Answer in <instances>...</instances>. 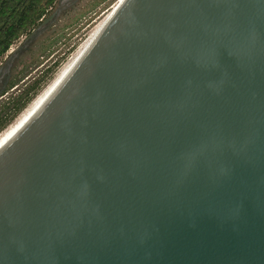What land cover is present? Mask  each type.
<instances>
[{"label": "water", "instance_id": "water-1", "mask_svg": "<svg viewBox=\"0 0 264 264\" xmlns=\"http://www.w3.org/2000/svg\"><path fill=\"white\" fill-rule=\"evenodd\" d=\"M0 140V264H264V0L120 1Z\"/></svg>", "mask_w": 264, "mask_h": 264}, {"label": "rangeland", "instance_id": "rangeland-1", "mask_svg": "<svg viewBox=\"0 0 264 264\" xmlns=\"http://www.w3.org/2000/svg\"><path fill=\"white\" fill-rule=\"evenodd\" d=\"M117 1L73 0L70 7L64 8L61 16L39 32L12 59L0 79V108L9 98L19 94L27 84L32 82L54 60L61 58L58 68L52 76L45 80L41 90L31 100L32 102L74 56L80 46L88 39L95 26L112 10ZM58 2L59 0H56L53 8L41 22L51 15ZM26 35L21 36L11 45L10 49L0 60V63ZM10 83H14V85L8 88Z\"/></svg>", "mask_w": 264, "mask_h": 264}, {"label": "trees", "instance_id": "trees-1", "mask_svg": "<svg viewBox=\"0 0 264 264\" xmlns=\"http://www.w3.org/2000/svg\"><path fill=\"white\" fill-rule=\"evenodd\" d=\"M56 0H0V60L21 36L30 33L53 8ZM61 58L54 60L27 84L19 94L9 98L0 108V132L12 123L42 88V84L58 68ZM14 83H10L12 87Z\"/></svg>", "mask_w": 264, "mask_h": 264}, {"label": "bare ground", "instance_id": "bare-ground-1", "mask_svg": "<svg viewBox=\"0 0 264 264\" xmlns=\"http://www.w3.org/2000/svg\"><path fill=\"white\" fill-rule=\"evenodd\" d=\"M120 1H122V0H118V1H117V3L112 7V10L115 8V6H116ZM112 10H111V11H112ZM111 11H110V12H109V13H108V14H107V15H106V16H105V17H104V18H103V19H102V20H101L96 26H95V28L93 29L92 33H91L90 36L88 37V39L85 40V42L80 46V48H79V49L77 50V52L74 54V56H73V57H72V58H71V59H70V60H69V61H68V62H67L62 68H61V70L58 72V74L55 76V78H56V77L62 72V70H63V69H64V68H65V67H66V66H67V65H68V64H69V63H70L75 57H76V55H77V54H78V53H79V52H80V51H81V50H82V49H83V48H84V47L90 42V40H91V39H92V38H93V37H94V36H95V35L101 30L103 24H104L105 21L107 20V18H108V16L110 15ZM55 78H54V79H55ZM54 79H53V80H54ZM53 80H52V81H53ZM52 81H51V82H52ZM51 82H50V83H51ZM50 83H49V84H50ZM49 84H48V85H49ZM47 87H48V86H47ZM47 87H46V88H47ZM46 88H45V89H46ZM45 89H44V90H45ZM44 90H43V91H44ZM43 91H42V92H43ZM42 92H41V93H42ZM41 93H40V94H41ZM40 94H39V95H40ZM39 95H38V96H39ZM38 96H37V97H38ZM37 97H36V98H37ZM36 98H35V99H36ZM35 99H34V100H35ZM34 100H33L28 106H30V105L34 102ZM28 106H27V107H28Z\"/></svg>", "mask_w": 264, "mask_h": 264}, {"label": "clouds", "instance_id": "clouds-1", "mask_svg": "<svg viewBox=\"0 0 264 264\" xmlns=\"http://www.w3.org/2000/svg\"><path fill=\"white\" fill-rule=\"evenodd\" d=\"M6 150L5 142H0V154H2Z\"/></svg>", "mask_w": 264, "mask_h": 264}, {"label": "snow or ice", "instance_id": "snow-or-ice-1", "mask_svg": "<svg viewBox=\"0 0 264 264\" xmlns=\"http://www.w3.org/2000/svg\"><path fill=\"white\" fill-rule=\"evenodd\" d=\"M25 119H27V117H26ZM21 123H23V122H21ZM17 127H19V125H17ZM12 131H13V132H15V131H16V129H13ZM8 135H9V136H11V135H12V133L10 132ZM7 138H8V137H7V136H5V137H4V140H7ZM0 142H3V140H0Z\"/></svg>", "mask_w": 264, "mask_h": 264}]
</instances>
